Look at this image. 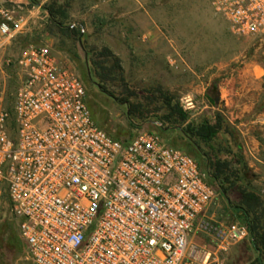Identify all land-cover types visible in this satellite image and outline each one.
<instances>
[{
    "label": "built area",
    "instance_id": "obj_1",
    "mask_svg": "<svg viewBox=\"0 0 264 264\" xmlns=\"http://www.w3.org/2000/svg\"><path fill=\"white\" fill-rule=\"evenodd\" d=\"M208 4L232 34L264 39V0ZM26 20L0 2V50ZM14 64L15 86L0 78V208L30 264H193L188 236L218 194L198 160L156 131L122 139L97 124L84 82L47 44Z\"/></svg>",
    "mask_w": 264,
    "mask_h": 264
},
{
    "label": "rangeland",
    "instance_id": "obj_2",
    "mask_svg": "<svg viewBox=\"0 0 264 264\" xmlns=\"http://www.w3.org/2000/svg\"><path fill=\"white\" fill-rule=\"evenodd\" d=\"M1 1L18 4L27 19L0 50V78L7 91L16 84L14 63L23 48L47 44L84 82L95 122L119 138L156 131L167 141L184 145L187 137L182 129L187 123H214L219 114L222 128L210 146L200 142L198 149L217 151L233 161L240 154L254 175L250 185L264 196L263 38L232 34L208 0ZM48 6L65 11V17L57 19L78 27L81 43L58 31ZM103 47L119 60L120 69L113 68L110 74L113 80H98L90 63L94 57L90 49L98 53ZM6 59H11L9 65ZM98 59L105 67L114 62L110 57ZM212 94L214 101L208 98ZM162 95L181 106L184 122L165 118L168 110ZM135 105L140 113L130 112ZM238 201L237 191L228 189L226 196L217 194L208 205L199 221L203 227L195 235L196 245L189 241L195 229L188 236L193 264H258L242 214L234 208ZM8 217L7 207H1L0 226ZM235 224L244 226L246 233L239 239H224L223 226ZM28 261L23 250L8 251L0 244V264Z\"/></svg>",
    "mask_w": 264,
    "mask_h": 264
},
{
    "label": "trees",
    "instance_id": "obj_3",
    "mask_svg": "<svg viewBox=\"0 0 264 264\" xmlns=\"http://www.w3.org/2000/svg\"><path fill=\"white\" fill-rule=\"evenodd\" d=\"M47 11L51 23L61 34L80 42V36H82L80 29L74 26L63 25L60 18L63 19L65 17L64 10L60 7L54 8L53 6H48ZM58 16L60 18L57 19ZM80 45L85 48L83 42ZM90 52L94 57H97L90 59L92 68L96 70V78L100 81L113 80L114 77L110 75L113 68L120 69L118 58L107 47H103L98 53L94 49H90ZM100 56L105 58L110 57L114 62L111 66L105 67L102 65V61L98 59ZM99 69L101 70L99 71ZM162 98L168 110L165 118L170 121L184 122L186 120V113L182 110L181 106L178 103H173L171 98L166 95H162ZM208 98L211 101L215 99L212 95ZM130 112L140 113L139 105L130 108ZM222 125V117L218 114L214 123L206 121L198 124L187 123L185 128L182 129L184 135L187 137V143L184 145L174 144L167 141V139L165 140L171 145L190 153L198 160L207 173L208 181L215 186L218 194L226 196L228 189H235L237 191L239 201L234 205V208L242 214L251 243L257 251L256 261L258 264H264V196L250 185V181L254 176L252 170L247 166L240 154H236L233 161L221 158L217 154V151L212 153L201 152L197 147L200 142L210 146V142L216 137ZM191 150H199L200 152L196 151L195 154ZM232 162H235V164L233 165ZM5 221L3 223L9 226L4 224L0 226V244L8 251L13 252L19 248L27 255L26 244L19 234L14 219L8 217ZM28 263L30 264V261Z\"/></svg>",
    "mask_w": 264,
    "mask_h": 264
},
{
    "label": "crops",
    "instance_id": "obj_4",
    "mask_svg": "<svg viewBox=\"0 0 264 264\" xmlns=\"http://www.w3.org/2000/svg\"><path fill=\"white\" fill-rule=\"evenodd\" d=\"M204 214H205V212L199 217L198 222H197V225L194 227V229H195L196 232H194V234H192V235L190 236V238H189L190 243L192 242L194 245H196V243H195L196 241L194 240V239H195V235H196V233L198 232V230H200L199 227H203V226L200 224L199 221H200V218L204 216ZM220 225H222V224L220 223ZM223 227H224V229H221V231H223L224 233L228 232V230L230 229V228H227V226H223ZM224 230H227V231H224ZM222 237H223L224 239H226V238H227V235H224V236H222ZM188 254L190 255L191 252L188 251ZM186 260H187V261H191V262L193 263L191 257H188V259H186Z\"/></svg>",
    "mask_w": 264,
    "mask_h": 264
},
{
    "label": "flooded vegetation",
    "instance_id": "obj_5",
    "mask_svg": "<svg viewBox=\"0 0 264 264\" xmlns=\"http://www.w3.org/2000/svg\"><path fill=\"white\" fill-rule=\"evenodd\" d=\"M212 96H213V97H216V95H215V94H212Z\"/></svg>",
    "mask_w": 264,
    "mask_h": 264
}]
</instances>
